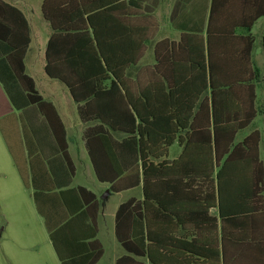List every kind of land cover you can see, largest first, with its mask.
<instances>
[{"label": "crops", "instance_id": "1", "mask_svg": "<svg viewBox=\"0 0 264 264\" xmlns=\"http://www.w3.org/2000/svg\"><path fill=\"white\" fill-rule=\"evenodd\" d=\"M5 1L18 6L28 18L31 41L25 55L26 72L34 78L36 89L43 98L55 106L58 117L53 114V110L49 111L57 130L62 132L64 129L66 132L68 152L74 163L75 173L70 183L65 185L69 168L59 151L56 131L46 113L36 104L24 109L15 108L0 82V118L7 117L5 128L11 145L21 164H26L30 181V186H26L0 128V205L5 210L6 223L0 231V264H64L55 248L45 216H48L53 231L67 223L57 237L69 264H87V260L93 259L95 251L70 256L71 252H79V249L84 251L83 241L93 239L88 237L94 229L88 205L81 208L77 198H69L74 210L71 213L60 194L61 189L79 186L92 190L99 204L95 238L103 248L94 264H154L149 253L137 251L145 248L144 245H133V249L128 250L116 233L117 212L120 205L127 201L131 203L121 214V225L128 227L127 216L131 218L130 221L135 219L130 233L132 240L137 237L142 242L144 237L149 243V234L162 237L163 245L150 247L153 256L161 264H218L221 216L218 194L216 191L214 203L212 198H204L207 188L200 186L201 174L197 173L200 171L197 160L204 154L201 146L203 135L193 132L186 123L185 112L188 108L185 94L199 90L205 76L210 75L209 68L199 65L203 60L208 63L210 45L215 75L231 80L256 75L253 83L256 85L255 103L258 112L250 125L237 133L236 141L258 129L261 133L259 152L264 163V15L256 19L251 29L255 41L249 64L245 57L246 42L241 37L246 31L238 25V21L243 15L252 14L254 8L251 4L246 9L240 2L222 4L217 13L213 14L211 33L209 21L212 0H134L132 4H114L112 13H128L130 24L145 27L150 40L146 43L144 55L137 63L127 67L122 75L123 83L115 90L113 107L108 108L113 109V121L123 125L131 123L130 113L136 114L131 102L133 100L139 105L144 103L142 94L146 93L152 104L150 107L146 106V113L151 109L161 111L162 123L177 130L172 134L175 140L168 147L164 158L170 162L182 158L181 163L176 166L179 180L177 183L167 180L162 182L163 208H160L152 199L144 203L143 183L112 191L109 181L98 179L87 147L85 130L89 126L103 125L117 139H123L128 133L112 129L109 122L100 118L83 120L79 103L72 96L69 87L61 79L47 73L46 49L52 29L42 13L43 0ZM258 2L264 7V0ZM103 26L114 29L113 37L120 40L121 23L115 21ZM160 40L164 41L161 71L156 66L158 59L155 52V44ZM31 49L33 55L29 57ZM129 53L131 56L132 48ZM28 58L31 59V64ZM191 77L193 84L190 82ZM169 93L174 95L169 96ZM210 94L211 87H208L206 96L210 97ZM204 107L205 112H199L198 123L201 125L208 124V104L205 103ZM195 109L197 111L198 106L194 107V111ZM177 114L181 116V121L175 117ZM260 115L262 122L258 123ZM185 123L187 127L181 125ZM217 169L218 167L216 171ZM80 171L87 173L92 180L103 183L106 193L102 195L83 181H78ZM187 182L188 185L185 184ZM35 192L43 212L38 209ZM115 193L123 194L124 197L108 213L107 200ZM137 202L140 204H136ZM232 209V201L227 198L226 213ZM208 216L218 217V229L212 228ZM121 232L123 235L127 234V228L121 227ZM176 239H179L178 245L174 244ZM228 249L231 253L235 250L232 245ZM263 253V247L249 245L234 264H264Z\"/></svg>", "mask_w": 264, "mask_h": 264}, {"label": "trees", "instance_id": "2", "mask_svg": "<svg viewBox=\"0 0 264 264\" xmlns=\"http://www.w3.org/2000/svg\"><path fill=\"white\" fill-rule=\"evenodd\" d=\"M133 1L43 0L42 13L52 29L46 49V71L50 76L61 79L69 87L72 96L79 103V112L83 120L100 118L109 122L112 129L128 133L123 139H117L103 125L89 126L85 130L87 147L98 179L109 181L112 191L143 183L144 203L152 199L163 208L162 182L167 180L177 183L179 180L176 166L181 163L182 158L172 162L164 158L168 147L175 140L172 134L177 130L168 128L162 123L161 111L151 109L146 113V106H152L146 93L142 94L144 103L139 105L132 100L131 105L136 114L130 113L132 121L129 124L115 123L113 109H108L113 107L115 90L120 83H123L124 71L130 64H135L141 59L146 43L150 40L145 27L140 25L134 27V24H130L128 13L121 15L112 13L114 4L117 6L132 4ZM258 1L212 0L210 33L213 14L217 13L222 4L232 5L233 2H240L245 9L248 4L254 8L251 15H243L238 21V25L246 31L241 37L246 42L245 57L249 64H251L250 56L255 41L251 29L256 19L264 15V7ZM115 21L122 24L120 40L113 37L114 29L103 26ZM30 41V25L25 13L18 6L0 0V82L15 108L24 109L36 104L50 119L60 143L59 151L69 168V177L65 182V185H68L75 173V166L68 152L66 132L64 129L62 132L57 130L49 111L53 110V114L58 117L54 104L43 98L36 89L34 78L26 72L25 55ZM163 43L164 41L160 40L155 44L158 59L156 66L160 71ZM130 48H132L131 56ZM199 65L209 68L210 75L205 76L199 90L185 94L188 108L185 119L193 132H200L203 135L201 146L204 154L197 160L200 166V171L197 173L201 174V188L204 186L207 188L204 198H212L215 203L216 191L218 194L221 215L219 216L218 264H234L249 245L264 248V163L259 152L261 133L258 129H254L241 140L236 141L237 133L250 125L258 112L255 103L256 85L253 83L256 75L234 80L215 75L211 45L208 63L203 60ZM190 82L193 84L192 77ZM208 87H211L210 97L206 96ZM172 95L174 94L169 93V96ZM107 99L110 100L105 101ZM205 103L208 104V124L201 125L198 123L199 112L201 110L205 112ZM195 106H198L197 111L196 109L194 111ZM175 117L181 121L179 114ZM6 119L7 117L0 118V128L7 139L25 185L30 186L26 164L24 166L21 164L11 145L5 128ZM186 123L181 125L187 127ZM216 167H218L217 171ZM185 184L188 185V182ZM210 188H212L211 192ZM60 194L71 213L74 210L71 208L69 198H77L81 208L88 205L94 228L93 233L88 237L93 239L88 242L83 241L84 251L79 249V252H71L70 256L95 251L94 258L87 260V264H94L101 256L103 248L101 242L95 238L98 231L99 207L96 194L84 186L61 189ZM34 196L38 209L43 212L36 192ZM227 198L233 204V209L228 211V214L225 210ZM130 203L127 201L121 204L117 212L116 233L119 239L128 250H132L133 245H144L145 248L137 251L142 254L149 253L154 264H161L160 260L153 256L150 247L163 245L162 237H153L149 234V243L144 237L142 242L137 237L132 240L130 233L135 219L130 221L131 218L127 216L128 227L121 225V214ZM137 206L134 207L136 210H138ZM160 208L158 209L161 210ZM45 218L60 258L64 264H69L68 260H65L67 256L61 251L57 237L61 228L67 223L53 231L48 216ZM208 219L212 222V228L218 229V217L208 216ZM209 224L208 222L207 227L210 226ZM121 227L127 228L128 233L123 235ZM178 241L179 239H176L174 244L178 245ZM230 245L235 248L232 253L228 249Z\"/></svg>", "mask_w": 264, "mask_h": 264}, {"label": "rangeland", "instance_id": "3", "mask_svg": "<svg viewBox=\"0 0 264 264\" xmlns=\"http://www.w3.org/2000/svg\"><path fill=\"white\" fill-rule=\"evenodd\" d=\"M11 1V0H10ZM35 32V29H34ZM33 45L35 46L36 43L34 41ZM33 45H32V49H33ZM31 49L30 53H29V57H32L33 55V50ZM29 63L31 64V59L28 58ZM257 122L260 123L262 122V117L261 115L257 118ZM78 181H83L86 185H88L89 187H91L92 189L100 192V194H105L106 193V188L103 185V183L97 181V180H92V178H90V176L87 173H83V172H79L78 173ZM124 197L123 194H113L112 196H110V198L107 200L106 203V211L108 213H110L113 208L116 206V204L118 203V201H120L122 198ZM11 208H13V205L10 206ZM4 209H3V205H0V231L6 226V223L4 221ZM9 215V214H8ZM2 221V222H1Z\"/></svg>", "mask_w": 264, "mask_h": 264}]
</instances>
